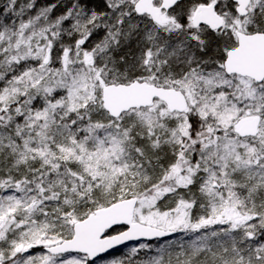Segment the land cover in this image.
<instances>
[{
  "label": "snow or ice",
  "instance_id": "snow-or-ice-1",
  "mask_svg": "<svg viewBox=\"0 0 264 264\" xmlns=\"http://www.w3.org/2000/svg\"><path fill=\"white\" fill-rule=\"evenodd\" d=\"M127 241L264 264V0H3L0 264Z\"/></svg>",
  "mask_w": 264,
  "mask_h": 264
},
{
  "label": "water",
  "instance_id": "water-1",
  "mask_svg": "<svg viewBox=\"0 0 264 264\" xmlns=\"http://www.w3.org/2000/svg\"><path fill=\"white\" fill-rule=\"evenodd\" d=\"M109 231L111 232L112 230H109ZM137 243H138V242H136V241H127V242H125V243L122 244V245H117L116 247L110 249L108 252H106V253H102V254L100 255V257H98V258L96 259V261H97V260H100V259H103V258H105V257L111 256V255H113V254L119 252L120 250H122V249H124V248H126V247H128V246H130V245L137 244ZM150 243H156V241H152V242H150Z\"/></svg>",
  "mask_w": 264,
  "mask_h": 264
},
{
  "label": "rangeland",
  "instance_id": "rangeland-1",
  "mask_svg": "<svg viewBox=\"0 0 264 264\" xmlns=\"http://www.w3.org/2000/svg\"><path fill=\"white\" fill-rule=\"evenodd\" d=\"M156 243H157V242H156ZM156 243H153V244L155 245ZM134 245H135V244H134ZM132 246H133V245H130V246L124 248L123 250H121L122 252H120V254H117V256L112 257L111 260L114 259V258H119V257L124 256ZM111 260H107V259H105V260H103V261H107V262H105V263H103V264H108V262L111 261ZM103 261H101V262H103ZM101 262H100V263H101ZM98 264H99V263H98Z\"/></svg>",
  "mask_w": 264,
  "mask_h": 264
},
{
  "label": "trees",
  "instance_id": "trees-1",
  "mask_svg": "<svg viewBox=\"0 0 264 264\" xmlns=\"http://www.w3.org/2000/svg\"><path fill=\"white\" fill-rule=\"evenodd\" d=\"M40 2H41V4H44V3H46L47 2V0H40ZM94 2L95 3H98L99 2V0H94ZM2 3H3V0H0V6H2ZM120 252H122V251H120ZM120 252H118V253H116V254H113V255H111V256H108L106 259L107 260H111V258L112 257H115V256H117V254H120ZM105 260V259H104ZM103 261V260H102ZM101 261H99V262H96V264H103V263H105V262H107V261H103V262H101Z\"/></svg>",
  "mask_w": 264,
  "mask_h": 264
},
{
  "label": "bare ground",
  "instance_id": "bare-ground-1",
  "mask_svg": "<svg viewBox=\"0 0 264 264\" xmlns=\"http://www.w3.org/2000/svg\"><path fill=\"white\" fill-rule=\"evenodd\" d=\"M107 257H105V258H103V259H100V260H97L96 262H99V261H102V260H104V259H106Z\"/></svg>",
  "mask_w": 264,
  "mask_h": 264
},
{
  "label": "flooded vegetation",
  "instance_id": "flooded-vegetation-1",
  "mask_svg": "<svg viewBox=\"0 0 264 264\" xmlns=\"http://www.w3.org/2000/svg\"><path fill=\"white\" fill-rule=\"evenodd\" d=\"M120 230H123V229H120ZM110 233H111V234H115V233H114V232H112V231H111Z\"/></svg>",
  "mask_w": 264,
  "mask_h": 264
}]
</instances>
